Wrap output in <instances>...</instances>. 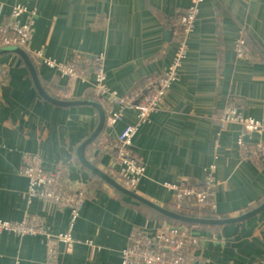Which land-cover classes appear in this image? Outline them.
<instances>
[{
  "label": "crops",
  "instance_id": "1",
  "mask_svg": "<svg viewBox=\"0 0 264 264\" xmlns=\"http://www.w3.org/2000/svg\"><path fill=\"white\" fill-rule=\"evenodd\" d=\"M190 2L0 0V25L19 3L37 9L34 37L24 48L50 94L65 84V77L40 61L37 50L63 61L102 54L107 84L126 93L167 68L175 48L172 25ZM201 5L178 78L135 136L133 147L143 158L145 173L134 190L172 208L174 193L164 182L188 176L201 183L216 162V175L224 182L210 212L237 216L264 202V158L250 156L240 142L263 140L264 134L223 119V112L237 105L244 114L264 119V0H204ZM29 15L25 12L21 18L28 20ZM240 36L248 39L250 58L237 52ZM72 99L102 103L94 89L81 82L75 83ZM99 118L93 105L67 107L46 100L20 54L0 55V218L34 216L43 224L36 234L0 230V264H121L120 250L130 244L135 230L172 223L80 161L77 149ZM137 118L131 108L104 131L114 136ZM100 141L101 135L86 154L109 171L116 166V150ZM218 142L222 146L217 147ZM30 153L39 154L48 168H62L68 181L86 189L87 200L76 215L52 201L29 197L22 168ZM192 226L203 239L192 264H264V210L241 222ZM62 232H71L75 243L71 249L59 243L58 256L51 259L50 238Z\"/></svg>",
  "mask_w": 264,
  "mask_h": 264
},
{
  "label": "built area",
  "instance_id": "2",
  "mask_svg": "<svg viewBox=\"0 0 264 264\" xmlns=\"http://www.w3.org/2000/svg\"><path fill=\"white\" fill-rule=\"evenodd\" d=\"M204 0H191L186 10L182 11L172 25L175 48L167 68L163 72L148 75L143 84L126 93L111 89L107 84V72L104 55L92 60L75 58L63 61L46 56L37 50V58L56 69L65 77V84L55 90L56 97L73 98L75 83L90 85L107 107L106 127H114L127 110L134 108L138 118L128 122L117 134L110 135L106 130L101 133V144L116 150V166L108 171L125 186L135 189L145 173L142 156L135 151L133 142L143 124L150 122L154 113L178 78L188 56L189 41L195 29L201 4ZM28 12L29 19L23 20L22 14ZM37 9L25 4H17L8 20L0 25V46L19 45L27 47L34 37V25ZM240 56L251 57L246 36H240L236 43ZM223 119L237 121L247 130L264 134V119L244 114L241 107L230 105L223 112ZM250 156L264 158V139L246 144L240 140ZM222 146L221 142L217 147ZM217 163L209 166V171L201 183L183 176L177 181H165L164 186L174 193V210L200 213L215 210L214 196L224 180L216 175ZM22 173L28 178V195L44 201H52L60 207L69 208L76 215L87 200V191L83 186L66 179L62 168H48L43 158L36 153L26 154ZM190 201V202H188ZM185 223L163 225L154 232L135 230L131 242L120 250L121 264H192L196 261L197 250L203 239L184 226ZM0 230H11L23 234H36L43 231L41 220L34 216H24L12 221L0 218ZM63 243L71 249L75 237L71 232H62L50 238L49 257L56 259L58 244Z\"/></svg>",
  "mask_w": 264,
  "mask_h": 264
},
{
  "label": "water",
  "instance_id": "3",
  "mask_svg": "<svg viewBox=\"0 0 264 264\" xmlns=\"http://www.w3.org/2000/svg\"><path fill=\"white\" fill-rule=\"evenodd\" d=\"M9 52H16L20 54L23 58L24 62L28 66L32 79L37 87L39 93L48 101L62 106H74L80 104H89L93 105L97 108L99 112V121L95 127V129L91 132V134L79 145L77 149V154L80 161L89 168L93 174H96L106 180L109 184H111L114 188L119 190L120 192L127 194L135 199L140 200L141 202L153 207L154 209L158 210L162 214L168 216L169 218L179 220L183 223L188 224H196V225H217V224H226V223H235L244 221L256 214L261 213L264 210V202L259 206L252 208L240 215L237 216H223V217H206L201 215H189L184 214L180 211L174 210L172 208L162 206L157 202H154L143 195L139 194L134 189H131L124 184H122L119 180H117L113 175H111L108 171L100 168L97 164L91 161L87 154V146L93 143L103 132L106 126V119H107V111L103 104L100 101L92 100V99H62L58 98L52 94H50L46 88L44 87L41 78L39 76V72L37 70V66L29 52L26 48L19 45H6L0 47V55Z\"/></svg>",
  "mask_w": 264,
  "mask_h": 264
},
{
  "label": "trees",
  "instance_id": "4",
  "mask_svg": "<svg viewBox=\"0 0 264 264\" xmlns=\"http://www.w3.org/2000/svg\"><path fill=\"white\" fill-rule=\"evenodd\" d=\"M1 47V46H0ZM53 95H55L56 96V93L55 92H53L52 93ZM106 127V126H105ZM105 129V128H104ZM99 138V137H98ZM98 138L95 140V141H97L98 140ZM94 141V142H95ZM92 144V143H91ZM100 177V176H99ZM119 191V190H118ZM120 192V191H119ZM122 193V192H121ZM188 202H190V201H188ZM180 212H182V213H184V214H189V215H201V216H206V217H218L215 213H211V212H204V213H195V212H189V211H184V210H179ZM166 216V215H165ZM168 217V216H167ZM170 219H172V218H170ZM172 222L173 223H183V222H181V221H179V220H175V219H172Z\"/></svg>",
  "mask_w": 264,
  "mask_h": 264
},
{
  "label": "rangeland",
  "instance_id": "5",
  "mask_svg": "<svg viewBox=\"0 0 264 264\" xmlns=\"http://www.w3.org/2000/svg\"><path fill=\"white\" fill-rule=\"evenodd\" d=\"M123 129V128H122ZM165 189H167L166 187H165ZM168 191V190H167ZM168 193L170 194V195H172V192H170V191H168ZM195 213H200L199 211H197V212H195ZM257 215V214H256ZM256 215H254V216H256ZM254 216H252V217H254ZM252 217H250V218H252ZM249 219V218H248ZM247 220V219H246ZM192 225H194V224H184V226H186V227H189V228H191V229H194V226H192ZM157 229V228H156ZM156 229H153V230H148V231H155ZM147 230V229H146Z\"/></svg>",
  "mask_w": 264,
  "mask_h": 264
}]
</instances>
